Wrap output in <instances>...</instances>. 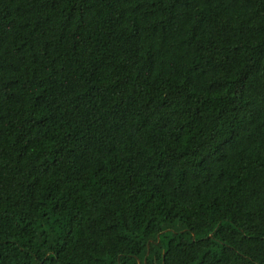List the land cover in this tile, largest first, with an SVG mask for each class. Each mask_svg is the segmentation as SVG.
<instances>
[{"label": "trees", "instance_id": "trees-1", "mask_svg": "<svg viewBox=\"0 0 264 264\" xmlns=\"http://www.w3.org/2000/svg\"><path fill=\"white\" fill-rule=\"evenodd\" d=\"M0 264H264V0H0Z\"/></svg>", "mask_w": 264, "mask_h": 264}]
</instances>
